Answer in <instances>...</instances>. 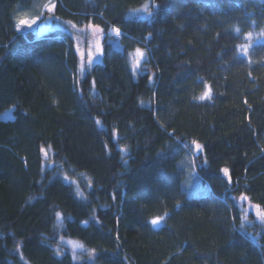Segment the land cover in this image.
I'll return each instance as SVG.
<instances>
[{
  "label": "trees",
  "instance_id": "1",
  "mask_svg": "<svg viewBox=\"0 0 264 264\" xmlns=\"http://www.w3.org/2000/svg\"><path fill=\"white\" fill-rule=\"evenodd\" d=\"M50 1L58 18L105 33L82 78L70 33L16 29L15 15ZM149 2L150 18L130 16ZM262 30L264 0H0V114L14 108L0 119V264H264V232L241 227L239 206L243 195L264 210V41L240 49ZM137 46L149 71L135 75ZM186 153L204 196L182 188ZM59 165L88 177L84 197Z\"/></svg>",
  "mask_w": 264,
  "mask_h": 264
},
{
  "label": "rangeland",
  "instance_id": "2",
  "mask_svg": "<svg viewBox=\"0 0 264 264\" xmlns=\"http://www.w3.org/2000/svg\"><path fill=\"white\" fill-rule=\"evenodd\" d=\"M55 5L54 1H50L43 6L41 14L35 15L31 13L19 12L15 15L17 24L16 29L19 33H26L27 31H34L37 35H42L51 30L62 29L70 33L75 42V47L77 53L80 57V65L78 69V76L82 78L88 69L91 66L99 63L102 59V54L97 53L96 48L99 44L103 48V41L105 39V33L96 31L92 26H96L90 23L86 24H77L70 20H63L54 15V10L49 11V8ZM151 3H146L140 8L134 9L130 12V16H137L141 18H150L151 16ZM39 17V19H37ZM21 20H27L31 23L32 20H36V23L32 25L31 28L20 23ZM99 29H101L99 27ZM116 28H111L107 33V41L116 49L123 50V45L121 44V31L120 35H117L115 32ZM264 41V30L259 33H251L246 36V41L240 46L241 53H246L248 48L254 43ZM139 48L144 52V58L141 59L140 65L138 68H135L136 49ZM81 52L83 56H81ZM130 58V65L132 71L135 75L143 72L149 71V65L146 60H148V50L145 47L137 46L134 50L128 53ZM91 59V63L89 60ZM14 118V108H9L0 114V119H13ZM192 153L196 152L194 144L192 145ZM47 153V155H45ZM52 151L50 148H43V157L45 166H55L52 161ZM178 168H181L185 177L182 181V188L186 191L189 196L201 197L209 193V186L202 180L198 174L196 165L193 161V158L186 153L183 155L177 162ZM61 172L63 177L70 183H72L75 192L79 197H84V189L81 185L82 181H85L88 186L91 185L88 177L81 173H75L76 176H69L60 165ZM241 208V227L245 229L246 232H249L251 235L256 237L254 234H259L261 231L264 232V218L257 215V212H264V210L259 207L256 208V205L252 204L249 200H244L239 202ZM160 218V217H159ZM162 219V218H161ZM160 219V222L162 221ZM160 224V223H159ZM158 224V225H159ZM60 226V224H59ZM60 246L66 251L70 252L73 259L77 262H83L84 260L93 262V252L86 248L80 241L71 239L65 236L60 238Z\"/></svg>",
  "mask_w": 264,
  "mask_h": 264
},
{
  "label": "snow or ice",
  "instance_id": "3",
  "mask_svg": "<svg viewBox=\"0 0 264 264\" xmlns=\"http://www.w3.org/2000/svg\"><path fill=\"white\" fill-rule=\"evenodd\" d=\"M54 9H55V5H52V6L49 8V11H53ZM37 19H39V17H37ZM20 23H21L22 25H26L27 27L31 28L32 25H34V24L36 23V20H32L31 23H29L27 20H21ZM92 27H93L96 31H99V32H102V31H103V29H99L98 26H92ZM115 32H116L117 35H120V29H119V28H116V29H115ZM249 35H250V34H249ZM96 51H97V53L102 54V53H103V48H102L99 44H97ZM144 55H145V54H144V52H143L141 49H139V48L136 49V56H137V59L135 60V65H134L135 68H138V67H139L140 62H141V59L144 58ZM81 56H83V53H82V52H81ZM91 62H92V61H91V59H90V60H89V63H91ZM95 83H96L95 80H93V81H92V84L95 85ZM211 91H212L211 88H209V89H208L207 91H205L201 96H199L198 99L201 100V101L206 100V99H207V100H211V99H212ZM245 103H247V101H245ZM96 122L99 123L98 120H97ZM193 144H194V146H195V149H196V152H197V153H202V152H203V150H204V146H203V145H201V144H199V143H196L195 141L193 142ZM45 155H47V153H45ZM203 163H205V164L208 163L206 157L204 158ZM220 171L224 174L225 177H227L228 181L231 182V175H230V170H229V168L225 167V168L221 169ZM246 199H247L246 196H243V195H242V196L240 197V200H241V201H244V200H246ZM259 207H260L259 205H256V208H257V209H259ZM257 215H259V216H261L262 218H264V212H257ZM160 219H161V218H159V217L156 218V219H153V220L151 221L152 225H158V224L160 223Z\"/></svg>",
  "mask_w": 264,
  "mask_h": 264
}]
</instances>
